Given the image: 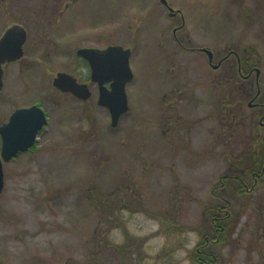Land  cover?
I'll return each instance as SVG.
<instances>
[{
    "label": "rangeland",
    "instance_id": "rangeland-1",
    "mask_svg": "<svg viewBox=\"0 0 264 264\" xmlns=\"http://www.w3.org/2000/svg\"><path fill=\"white\" fill-rule=\"evenodd\" d=\"M167 1L175 16L161 0H0V37L15 24L28 33L24 57L4 69L0 125L32 105L49 120L31 151L4 165L0 264H88L92 254L95 264H197L215 187L264 116L249 106L264 105V0ZM110 45L131 50L134 74L116 128L96 85L87 101L53 86L59 72L90 82L77 50ZM248 56L256 69L241 89L237 59ZM228 83L239 125L224 133ZM259 181L231 192L227 242L207 243L218 264H264V168ZM94 231L106 247L92 246Z\"/></svg>",
    "mask_w": 264,
    "mask_h": 264
},
{
    "label": "water",
    "instance_id": "water-1",
    "mask_svg": "<svg viewBox=\"0 0 264 264\" xmlns=\"http://www.w3.org/2000/svg\"><path fill=\"white\" fill-rule=\"evenodd\" d=\"M168 5L167 0H161ZM170 11L174 10L170 8ZM27 30L18 24L9 27L0 37V91L4 87V66L24 57V46L27 43ZM212 60L211 51L204 49ZM77 55L89 63L91 80L99 84L100 95L98 104L110 112L111 126L116 128L121 118L129 111L127 85L133 80L134 74L130 66L131 50L121 46H109L100 50L81 48ZM214 67H217L214 66ZM259 71L257 70V76ZM106 83L110 84L108 88ZM53 86L64 93H72L86 101L91 97L87 84H80L76 77L59 72ZM48 124L44 109L37 105L17 109L9 122L0 126L2 146L0 152V194L4 190V164L9 163L16 155L28 151L37 139L38 133Z\"/></svg>",
    "mask_w": 264,
    "mask_h": 264
},
{
    "label": "trees",
    "instance_id": "trees-1",
    "mask_svg": "<svg viewBox=\"0 0 264 264\" xmlns=\"http://www.w3.org/2000/svg\"><path fill=\"white\" fill-rule=\"evenodd\" d=\"M255 53H253L254 55ZM249 57V56H248ZM239 62H237L236 65V76L240 80V88L244 89L246 88L245 81L242 79V75L246 74L249 75L250 72H254L256 69V64L251 61V58L248 59L239 58L237 59ZM225 79H228L226 77ZM228 82V81H227ZM255 85V84H254ZM254 85L248 86V91L251 92L254 90ZM225 88L223 90L220 89V118L224 120V127L223 132L225 133L228 129L229 131L234 128L235 125H239L237 122V116L236 111L233 109V107L237 108L238 103L235 101L234 105L231 103V91L232 87L231 85L224 86ZM256 89H258V83L256 85ZM243 91V90H242ZM225 110V113H224ZM233 123V124H232ZM262 128L260 124L257 126L256 132L253 134V138L247 140H244V145L248 146L245 150L242 151L241 155L237 156L235 158V163L232 165L234 167L233 174L230 175H224L220 178L218 185L215 187V191L219 190L218 194H215V202L218 201V204L216 206L215 215L211 218V224L213 226V232L212 237L208 238L204 241L202 240L200 244L197 247V251L195 252V257L193 258V261L197 264H218V257L215 255L213 251H211L210 246L207 244L210 240H212V243H219L224 244L227 242L229 232H230V226L232 225V217H231V208L233 207V202L231 200V192L235 194V196H241V195H247L249 193V184L248 182L252 183V186L255 184H259V179L261 177V174L263 172L264 168V132L261 131ZM251 191V190H250ZM94 198L96 200L93 201V205L97 210H102L100 205L104 204L102 195L101 194H95L93 193ZM98 196V198H96ZM111 196H107V198L110 200ZM108 201V200H107ZM122 203V202H121ZM124 203V201H123ZM126 210V207L124 208ZM119 210H116V208L111 209L110 213L117 215ZM161 228L164 231V234L171 238L167 233L166 230H168V227L165 226L162 222ZM102 234H100L98 231H94L92 233L90 242L92 246L94 245L97 247H106L104 242L99 241V237ZM98 237V238H97ZM128 254H132V251L127 250ZM93 261L89 262L88 264H95L94 260L100 259V254H92Z\"/></svg>",
    "mask_w": 264,
    "mask_h": 264
},
{
    "label": "flooded vegetation",
    "instance_id": "flooded-vegetation-1",
    "mask_svg": "<svg viewBox=\"0 0 264 264\" xmlns=\"http://www.w3.org/2000/svg\"><path fill=\"white\" fill-rule=\"evenodd\" d=\"M168 7V6H167ZM168 9H169V7H168ZM170 15H172V16H175L176 14H174V13H172V14H170ZM202 51H203V49H201ZM206 53V52H205ZM207 54V53H206ZM208 55V54H207ZM213 55V54H212ZM212 58H213V60H214V55L212 56ZM213 60H212V62H210V64L213 66V68L215 69L216 67H214V64H213ZM86 64H88V63H86ZM87 67H88V69H89V80H90V82H87L86 84L91 88V87H93L94 85H96L97 86V88H98V94H100V88H99V85L97 84V83H94V82H92L91 81V68H90V66H89V64L87 65ZM253 76V72H250V74L249 75H246V74H243L242 75V79H244L245 81H249L250 80V78ZM80 82V81H79ZM80 83H82V82H80ZM106 86L109 88L110 87V84L109 83H106ZM256 97V99L258 98V97H260V94H256V96H254L253 98H255ZM253 98H252V100H253ZM251 100V101H252ZM249 106L250 107H254V108H256V107H258V108H260V109H264V105H261V104H249ZM11 116V115H10ZM10 116H9V118L7 119V121L6 122H4L2 125H5V124H7L8 122H9V119H10ZM2 125H0V126H2ZM260 126L263 128L264 127V116H262V118H261V121H260ZM40 134V136L43 134V132H40L39 133ZM1 145H2V139H1V136H0V152H1ZM30 151V150H29ZM28 151V152H29ZM19 155H17L16 157H18ZM15 157V158H16ZM14 158V159H15ZM13 159V160H14Z\"/></svg>",
    "mask_w": 264,
    "mask_h": 264
}]
</instances>
